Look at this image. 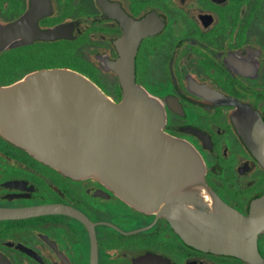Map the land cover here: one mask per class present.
I'll return each instance as SVG.
<instances>
[{"label": "flooded vegetation", "instance_id": "1", "mask_svg": "<svg viewBox=\"0 0 264 264\" xmlns=\"http://www.w3.org/2000/svg\"><path fill=\"white\" fill-rule=\"evenodd\" d=\"M129 54L164 130L203 159V228L239 233L234 248L185 240L133 188L68 176L0 131V264H264V0H0V117L40 114L43 74L62 69L120 103Z\"/></svg>", "mask_w": 264, "mask_h": 264}, {"label": "water", "instance_id": "2", "mask_svg": "<svg viewBox=\"0 0 264 264\" xmlns=\"http://www.w3.org/2000/svg\"><path fill=\"white\" fill-rule=\"evenodd\" d=\"M134 62L132 54L123 55L115 66L120 103L81 73L46 72L43 111L32 115L15 102L9 117H0L2 135L68 176L133 188V203L168 217L185 240L216 251L233 249L239 233L221 225L203 228L197 198L206 185L203 159L190 143L164 130V104L136 83ZM214 202L216 212L242 221L224 203Z\"/></svg>", "mask_w": 264, "mask_h": 264}]
</instances>
